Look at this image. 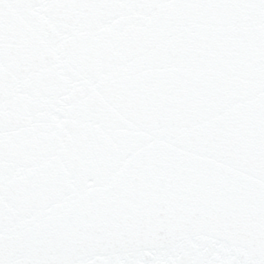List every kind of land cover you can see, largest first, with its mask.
Here are the masks:
<instances>
[{
	"label": "snow or ice",
	"instance_id": "1",
	"mask_svg": "<svg viewBox=\"0 0 264 264\" xmlns=\"http://www.w3.org/2000/svg\"><path fill=\"white\" fill-rule=\"evenodd\" d=\"M0 264H264V0H0Z\"/></svg>",
	"mask_w": 264,
	"mask_h": 264
}]
</instances>
